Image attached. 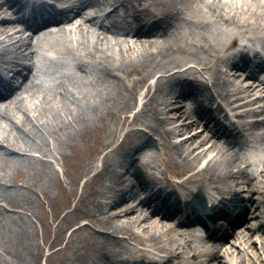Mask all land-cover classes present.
<instances>
[{"label":"bare ground","instance_id":"1","mask_svg":"<svg viewBox=\"0 0 264 264\" xmlns=\"http://www.w3.org/2000/svg\"><path fill=\"white\" fill-rule=\"evenodd\" d=\"M21 2L0 0V69L16 70L8 81L0 79V124L11 133L0 136V250L9 264H24L37 245L30 209L21 201L39 198L30 175L36 164L51 161L45 157L61 156L59 143L68 144L77 159L74 183L100 156L109 170L106 181L122 187L109 202L80 198L76 216L59 228L56 239L61 242L67 230V244L79 232V264H264V223L252 220L264 213V162L249 168L228 140L237 133L235 123L229 131L223 123L231 114L241 127L264 128V82L245 81L254 79L246 62L259 57L257 45L264 46V0H55L54 11L44 7L42 16H61L32 23L20 14ZM78 51L79 73L64 72L66 81L36 64L64 63L47 52L60 58ZM256 62L251 64L257 69ZM30 75L54 81L15 85L17 77ZM216 98L232 106L228 113L220 103L213 108ZM258 101V111L243 110ZM255 115L262 119L245 120ZM93 122L95 146L79 165V149L69 140L79 135L87 147ZM198 125L207 134L188 135ZM258 136L264 144V131ZM227 187L234 195L245 193L244 206L228 223L230 232L216 237L220 226L209 227L213 243L200 251L194 240L200 228L174 219L180 208L188 215L205 211L191 207V198L222 195ZM253 235L256 249L246 245Z\"/></svg>","mask_w":264,"mask_h":264},{"label":"rangeland","instance_id":"2","mask_svg":"<svg viewBox=\"0 0 264 264\" xmlns=\"http://www.w3.org/2000/svg\"><path fill=\"white\" fill-rule=\"evenodd\" d=\"M101 1L110 5L116 0ZM145 1L149 3L152 0ZM109 5L106 7L109 8ZM154 7L156 6L153 5V10L155 13H157ZM193 16L195 18H200L199 14H193ZM105 22H107V19H105ZM212 26L213 24L208 28H211ZM46 55L50 59L62 60L64 62L63 64L49 63L45 60H39L36 62L37 66H41L42 70L49 72L50 75L53 76V78L66 81V79L62 75L64 72H66L68 75L75 76L79 73L77 66H75L76 64H74V62L77 63L79 61V51L74 55H62L61 57L59 56L60 58H57V55L53 52H47ZM82 59L86 63V65L90 66V59L84 56L82 57ZM184 67L185 66H181L180 68ZM176 69L178 68H175L173 70ZM53 81L54 80H49L48 82H45L42 79L35 80V82L37 83L49 86L53 84ZM122 93H125V91H122ZM252 97H254V95H252L251 98ZM47 101L48 105L53 103V99L50 95ZM262 102H264V100ZM262 102L258 101L251 106L244 107L243 110L248 108L258 111L259 107L262 105ZM220 103L226 109H228L226 106L227 103L225 101L220 100ZM138 104L139 101L136 102V105ZM131 115L132 113L129 112L128 118H131ZM261 117L262 116L260 115H255L247 117L246 119L253 120L260 119ZM182 121L183 120L181 119L177 120L174 124L178 125L182 123ZM107 123H109V125L112 127V121L108 120ZM94 126H96L95 122L90 123L88 126L90 132L85 135L88 136L89 145L87 147L84 146L82 137L79 135H75L71 140H69V143L73 144L76 148L79 149V165L83 163L82 156L92 155L91 149L93 146H95L94 137H92V135H95V131H93L95 128ZM127 129L128 127H125L121 131H119L116 137V142H119L123 139ZM195 130L203 132L202 136H205L207 134V132L198 125V127L194 128L193 131L188 133V135H191ZM9 134H11L9 128L1 125L0 136H9ZM54 136L55 134H53L52 136V144L56 143V139H54ZM198 140H200V138ZM209 144V142H206L204 146L206 147ZM59 145L61 156L57 154L53 158L45 157L44 159H48L51 161H49L48 164H36L34 170L32 171L34 172V174L30 175L31 183H33L38 190L39 198L35 197L34 195H26L21 201V204L23 203V205L30 209L29 213L31 215L33 226L36 231V235L33 236L32 239L33 242L37 243L36 246L32 247V251L26 254L24 264H60L61 262V264H79V232L73 235L72 241L67 244L69 232L66 230L63 233L64 239L61 242H58L56 239L58 230L60 227L66 226L70 222V220H72V218L76 216L75 210L77 207H79L80 198L85 201L89 198H95L94 195L98 190L99 184L102 183L103 177L105 175L107 176L109 173V170L102 168L100 156H96L94 160L95 168L88 172L86 176L78 178L74 183L72 174H77L79 169L78 164H76L77 159L73 157V152L68 144L59 143ZM32 154L36 157L40 156L38 152H32ZM262 161L264 162V151L259 155L257 163ZM49 169L55 171L56 177H54L50 173ZM226 189H229V187H227ZM262 220L264 221V218ZM78 223H84V221L78 220ZM44 224L46 225V228L44 227ZM45 232L47 234H45ZM194 240L195 245H197V247L201 250L202 247L200 245H204L203 240H200L199 238H196ZM247 242L248 244L246 245L251 247L252 249H256V247L259 246V241L254 235L251 238H248ZM246 245L245 247H247ZM64 246L66 247L64 248ZM86 251L90 256H92V251L89 248ZM9 258V255L0 250V264H9ZM10 264L16 263L12 262Z\"/></svg>","mask_w":264,"mask_h":264}]
</instances>
